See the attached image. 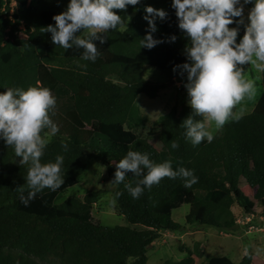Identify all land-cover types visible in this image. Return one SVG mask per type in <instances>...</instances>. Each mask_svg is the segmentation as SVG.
Segmentation results:
<instances>
[{"label": "trees", "instance_id": "16d2710c", "mask_svg": "<svg viewBox=\"0 0 264 264\" xmlns=\"http://www.w3.org/2000/svg\"><path fill=\"white\" fill-rule=\"evenodd\" d=\"M68 3L22 0L16 9L11 0H0V92L7 87L27 89L37 82L51 90L57 100L51 118L59 131L51 136L41 159L54 162L57 155L64 157V184L56 191L44 189L25 206L16 188L26 182L28 166H22L14 149L0 139V264H148L149 247L162 232L182 228L173 220V212L184 204L190 205L187 223L236 232L235 203L250 215L257 213L260 203L264 206V73L263 92L254 109L238 121L226 122L211 143L205 139L193 145L185 138L182 121L189 115L203 117L177 101L159 117L162 145L156 154L152 143L138 133L145 125L138 99L146 91L187 80V73L173 70L187 61L183 50L190 44L178 26L173 0H140L136 6L116 10L124 23L101 33L103 43L95 41V62L82 59V48L49 46L37 38L50 33L42 29L54 25L53 17ZM148 5L168 12L166 19L157 18L153 33L164 42L151 49L140 46L149 31L144 19ZM240 19L231 25L242 31L245 21L240 24ZM172 35L177 37L174 42ZM146 66L159 69L162 79L145 78ZM116 71L128 73L125 83L114 79ZM172 142L179 148L171 149ZM130 149L149 153L156 163L171 161L173 170H194L198 181L185 187L181 177H164L145 188L139 199L131 197L124 183L115 184L116 207L127 225L107 226L94 216L100 190L65 197L91 163L104 164L114 179L116 164ZM127 175L126 182L135 185L138 178L131 171ZM189 252L182 260L164 264H190L193 253ZM253 263L250 252L240 262ZM206 264L234 262L229 256L215 255Z\"/></svg>", "mask_w": 264, "mask_h": 264}, {"label": "clouds", "instance_id": "9594fccd", "mask_svg": "<svg viewBox=\"0 0 264 264\" xmlns=\"http://www.w3.org/2000/svg\"><path fill=\"white\" fill-rule=\"evenodd\" d=\"M139 3L140 0H69L66 10L53 17L55 24L42 30L51 33L54 45L64 49L82 48V59L95 62L98 57L95 41L103 43L105 36L101 33L115 30L124 23L116 10H126L129 5ZM247 4L252 5L247 17L249 22L237 42L239 29L229 25L237 17L241 18L238 23L244 24ZM172 7L176 10L179 28L190 38L185 49L187 61L174 66L173 70L179 69L180 75L187 73L188 103L195 115L203 117L197 120L189 115L180 126L193 145L205 139L211 143L214 135L209 125L214 123L218 130L229 119L238 121L241 115L233 111L235 106L256 95L255 80L246 78L242 66L250 63L264 73V0H173ZM145 13L149 31L140 40V46L151 49L164 42L153 33L157 31V18L166 19L168 12L148 5ZM176 39L172 35L170 42ZM56 104L51 90L39 82L27 89L7 87L0 92V139L14 149L22 166H28L26 182L16 188L25 206L44 189L56 191L64 184L63 155H57L54 162L41 159L51 136L59 131L51 118ZM62 146L67 151V144ZM178 148V143H171V149ZM129 171L138 178L135 185L126 182ZM164 177H181L185 187L198 181L194 170L184 167L173 170L171 161L156 163L149 153L130 149L116 164L111 183H124L131 197L139 199L145 188L159 184Z\"/></svg>", "mask_w": 264, "mask_h": 264}, {"label": "rangeland", "instance_id": "374dc122", "mask_svg": "<svg viewBox=\"0 0 264 264\" xmlns=\"http://www.w3.org/2000/svg\"><path fill=\"white\" fill-rule=\"evenodd\" d=\"M22 0H11L13 8H18ZM248 5L244 6L245 25L249 22L247 17L250 11ZM229 27H233L231 24ZM22 33V32H21ZM245 33L239 31L237 42ZM82 35L83 33H79ZM26 37L25 34H23ZM39 40L52 45L51 33L46 36L37 35ZM183 53L186 54L185 49ZM244 75L248 79L255 80L256 95L252 99L245 98L236 105L237 114L250 113L263 92L262 72H258L250 63L242 66ZM143 76L153 81L162 79L160 70L146 66ZM128 73L116 71L114 79L125 83ZM258 78V79H257ZM187 81V80H186ZM185 82H174L166 89L159 91H146L139 95L141 113L145 118V125L139 129L140 136L148 139L159 154L161 148V124L160 115L171 110L177 103L188 104V96ZM231 120V119H229ZM213 135L219 130L215 129L214 123L209 125ZM108 168L98 162L91 163L84 171L78 185L69 188L65 197L79 195L84 197L89 192L101 191L98 200L94 205L93 214L100 219L104 225H127L125 217L118 211L113 195L115 183H111ZM238 223L236 232L223 230L210 225L190 224L186 221V215L190 211V205L184 204L173 212V220L180 223L182 228L179 231H163L161 238L148 251V264H164L167 260L178 261L193 253V261L190 264H206L208 259L215 255L229 256L234 264H240L246 253L253 255V264H264V206L260 203L255 215L248 214L242 207L235 203L232 207Z\"/></svg>", "mask_w": 264, "mask_h": 264}]
</instances>
